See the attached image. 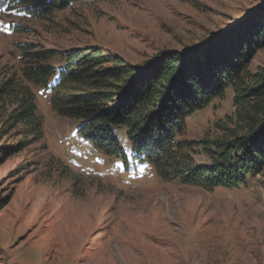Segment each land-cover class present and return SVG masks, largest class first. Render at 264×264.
Segmentation results:
<instances>
[{"label":"rangeland","instance_id":"rangeland-1","mask_svg":"<svg viewBox=\"0 0 264 264\" xmlns=\"http://www.w3.org/2000/svg\"><path fill=\"white\" fill-rule=\"evenodd\" d=\"M263 4L83 0L45 19L5 6L0 81L20 69L22 48L27 55L52 51L59 66L61 54L90 47L134 66L151 64L223 34ZM259 68L264 49L250 64L253 73ZM36 92L44 138L0 155V264H264V170L231 190L163 183L147 164L126 167L94 150L77 133L80 122L58 116L49 95ZM233 97L228 90L188 117L183 139L220 137L216 123L234 116ZM17 142L9 135L0 149ZM197 153L196 165L209 166Z\"/></svg>","mask_w":264,"mask_h":264},{"label":"trees","instance_id":"trees-1","mask_svg":"<svg viewBox=\"0 0 264 264\" xmlns=\"http://www.w3.org/2000/svg\"><path fill=\"white\" fill-rule=\"evenodd\" d=\"M82 1L0 0V10L13 6L23 16L45 19ZM22 49L20 69L0 81V141L9 135L18 140L0 149L1 156L44 138L40 89L58 116L80 122L77 133L94 150L126 167L147 164L163 183L231 190L263 172L264 68L253 73L250 64L264 49V4L223 34L146 65L90 47L61 54L59 66L52 51L27 55ZM228 90L235 113L216 123L222 135L198 143L183 139L186 119ZM197 149L209 166L196 165Z\"/></svg>","mask_w":264,"mask_h":264},{"label":"snow or ice","instance_id":"snow-or-ice-1","mask_svg":"<svg viewBox=\"0 0 264 264\" xmlns=\"http://www.w3.org/2000/svg\"><path fill=\"white\" fill-rule=\"evenodd\" d=\"M4 30L7 31V28H5Z\"/></svg>","mask_w":264,"mask_h":264}]
</instances>
